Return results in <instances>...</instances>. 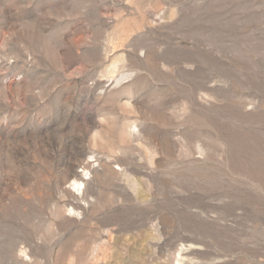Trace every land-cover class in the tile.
<instances>
[{
    "label": "rangeland",
    "instance_id": "374dc122",
    "mask_svg": "<svg viewBox=\"0 0 264 264\" xmlns=\"http://www.w3.org/2000/svg\"><path fill=\"white\" fill-rule=\"evenodd\" d=\"M0 264H264V0H0Z\"/></svg>",
    "mask_w": 264,
    "mask_h": 264
},
{
    "label": "bare ground",
    "instance_id": "6f19581e",
    "mask_svg": "<svg viewBox=\"0 0 264 264\" xmlns=\"http://www.w3.org/2000/svg\"><path fill=\"white\" fill-rule=\"evenodd\" d=\"M79 184V183H78ZM81 184V183H80Z\"/></svg>",
    "mask_w": 264,
    "mask_h": 264
}]
</instances>
